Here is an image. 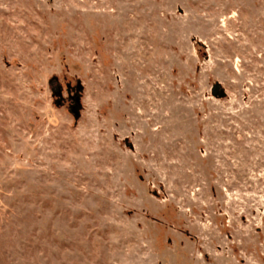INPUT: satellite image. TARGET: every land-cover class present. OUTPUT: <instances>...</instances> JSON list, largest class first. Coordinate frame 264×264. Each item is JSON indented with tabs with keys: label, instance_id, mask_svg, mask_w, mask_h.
<instances>
[{
	"label": "rangeland",
	"instance_id": "1",
	"mask_svg": "<svg viewBox=\"0 0 264 264\" xmlns=\"http://www.w3.org/2000/svg\"><path fill=\"white\" fill-rule=\"evenodd\" d=\"M0 264H264V0H0Z\"/></svg>",
	"mask_w": 264,
	"mask_h": 264
},
{
	"label": "water",
	"instance_id": "2",
	"mask_svg": "<svg viewBox=\"0 0 264 264\" xmlns=\"http://www.w3.org/2000/svg\"><path fill=\"white\" fill-rule=\"evenodd\" d=\"M80 88H77V91H79ZM56 95H59V93H56ZM212 96L214 97H218V98H222L224 97V92L220 91V87L218 84H215L212 87ZM72 101H73V105L71 107L70 112L73 114L74 118H78L79 117V102H80V97L78 95L71 97Z\"/></svg>",
	"mask_w": 264,
	"mask_h": 264
},
{
	"label": "flooded vegetation",
	"instance_id": "3",
	"mask_svg": "<svg viewBox=\"0 0 264 264\" xmlns=\"http://www.w3.org/2000/svg\"><path fill=\"white\" fill-rule=\"evenodd\" d=\"M72 100V99H71Z\"/></svg>",
	"mask_w": 264,
	"mask_h": 264
}]
</instances>
